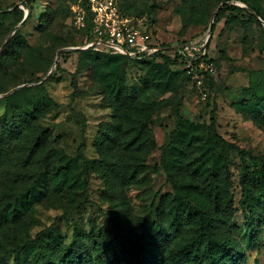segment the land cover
Wrapping results in <instances>:
<instances>
[{
  "label": "rangeland",
  "instance_id": "rangeland-1",
  "mask_svg": "<svg viewBox=\"0 0 264 264\" xmlns=\"http://www.w3.org/2000/svg\"><path fill=\"white\" fill-rule=\"evenodd\" d=\"M27 1L0 0V264H17L14 249L55 222L77 244L72 264H125L126 247L175 264L201 214L221 264H264V101L245 90L263 87L264 25L223 18L212 35L233 0H114L158 43L210 44L199 87L186 63L112 48L89 0ZM244 1L264 15V0Z\"/></svg>",
  "mask_w": 264,
  "mask_h": 264
},
{
  "label": "trees",
  "instance_id": "trees-1",
  "mask_svg": "<svg viewBox=\"0 0 264 264\" xmlns=\"http://www.w3.org/2000/svg\"><path fill=\"white\" fill-rule=\"evenodd\" d=\"M237 1H244V0H233L232 4H226L223 8L219 9L218 13L216 14V21L211 28L212 35L215 33L217 29V24L225 18V26L226 27H235L237 25V20L240 17H249L252 22H255L259 25H264V15L262 14L261 10L255 6L250 7L252 12L247 11L243 7L237 5ZM34 0H28L27 5L32 9V4ZM246 2V1H244ZM230 12V15L227 16L226 12ZM87 12L89 14L88 20L94 22V14L92 12L90 2L87 8ZM245 14V15H244ZM227 18H226V17ZM102 40L107 41L106 38ZM192 43V42H190ZM189 43H182L179 45H185ZM160 47H173L176 46L174 44H166L160 43ZM210 44L207 47V54L205 56L206 59L210 61L215 58H212L210 55ZM114 48V47H112ZM116 49V48H114ZM119 53L127 55L116 49ZM128 51L131 52L132 50L128 48ZM137 58L141 59H150L156 63H159L163 66H172V65H180L184 64V60L179 53H174L170 51H158L154 54L143 53L138 56ZM208 76V80L212 77ZM206 80V81H208ZM262 88H246V92H248L249 99L256 98L259 102L264 101V83ZM254 94V95H253ZM219 137V136H218ZM219 143L223 150L229 151L230 149L233 150H240L237 148L236 145L222 139L219 137ZM175 189L180 190V186L177 183H174ZM216 187L218 192L214 195V200L218 201L220 199L221 191L217 186ZM264 189V188H263ZM214 191V189H212ZM181 201L184 205H186L188 214L191 216L192 211L197 212V208L191 207L189 203L186 202L185 197L180 195ZM229 204H232L233 199H228ZM227 208V205L225 206ZM20 211V208H17ZM77 209L71 210L65 213L62 217H58L57 221L60 219H64L66 221H70L72 218L73 213ZM198 213H195L197 215ZM189 218V217H188ZM201 224H202V232L199 237L191 239L189 243L185 245V247L181 251V255L176 258L175 264H221L219 253L222 250V244L216 239L215 234L212 232L211 226L209 225L208 217L201 214ZM63 235L61 228L58 222L53 223L50 227L42 230L39 232L35 239L28 241L25 244L19 245L14 249L12 253L16 256L17 264H72L71 257L75 254L77 250V244L73 241L70 244H64L63 242ZM125 241V236L121 235L119 238V244L121 245ZM126 252H129L128 255L118 256L119 263L121 262L122 258H126L125 264H144L147 258V253L144 251L143 248H138L137 251L130 250L129 247L125 248ZM62 253L61 255H58ZM62 258V259H61ZM60 260V261H59ZM64 260V261H63Z\"/></svg>",
  "mask_w": 264,
  "mask_h": 264
},
{
  "label": "built area",
  "instance_id": "built-area-1",
  "mask_svg": "<svg viewBox=\"0 0 264 264\" xmlns=\"http://www.w3.org/2000/svg\"><path fill=\"white\" fill-rule=\"evenodd\" d=\"M89 1L97 31L102 36L101 39L106 38V42L111 47L131 56L143 53L154 54L158 51L177 52L186 63L188 75L197 82L199 87L203 86L205 74L213 68L212 63H208L209 60L205 58L207 54L205 46L195 42L173 47H160L159 43L154 41L152 34L135 29L121 17L114 0ZM79 17L80 20H85L86 15L81 12ZM128 48L132 51L129 52ZM204 93L206 97L207 93Z\"/></svg>",
  "mask_w": 264,
  "mask_h": 264
},
{
  "label": "water",
  "instance_id": "water-1",
  "mask_svg": "<svg viewBox=\"0 0 264 264\" xmlns=\"http://www.w3.org/2000/svg\"><path fill=\"white\" fill-rule=\"evenodd\" d=\"M219 9H220V8H219ZM219 9H218V11H219ZM218 11H217V12H218ZM9 94H10V93H9Z\"/></svg>",
  "mask_w": 264,
  "mask_h": 264
}]
</instances>
